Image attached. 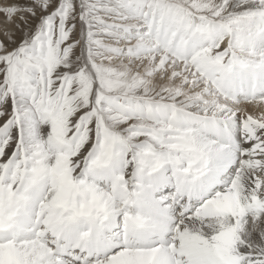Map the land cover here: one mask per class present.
<instances>
[{
    "label": "snow or ice",
    "instance_id": "snow-or-ice-1",
    "mask_svg": "<svg viewBox=\"0 0 264 264\" xmlns=\"http://www.w3.org/2000/svg\"><path fill=\"white\" fill-rule=\"evenodd\" d=\"M0 264H264V0H0Z\"/></svg>",
    "mask_w": 264,
    "mask_h": 264
}]
</instances>
